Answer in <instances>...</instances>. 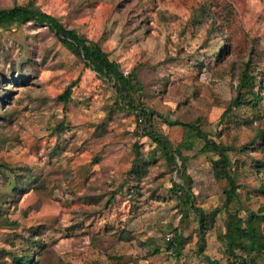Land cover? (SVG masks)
Instances as JSON below:
<instances>
[{
  "label": "rangeland",
  "instance_id": "374dc122",
  "mask_svg": "<svg viewBox=\"0 0 264 264\" xmlns=\"http://www.w3.org/2000/svg\"><path fill=\"white\" fill-rule=\"evenodd\" d=\"M29 1L100 41L126 73L136 71L139 98L156 112L154 128L188 156L186 174L206 213L225 201L226 181L213 169L217 155L202 152L201 141L187 139L167 118L203 116L211 137L237 147L232 157L242 187L232 210L264 217V0H0V7ZM25 60L23 75L10 71ZM249 60L256 81L242 91L263 98L256 108L242 104L220 129ZM0 72V163L37 177L2 203L0 264H14L12 253H35L37 264H230L228 211L201 232L197 215L185 214L170 189L181 177L139 129L140 109L121 108L112 83L47 26L0 28ZM136 144L140 176L129 174ZM176 227L179 254L167 248ZM257 228L264 236V219ZM249 257L264 264V248Z\"/></svg>",
  "mask_w": 264,
  "mask_h": 264
},
{
  "label": "trees",
  "instance_id": "16d2710c",
  "mask_svg": "<svg viewBox=\"0 0 264 264\" xmlns=\"http://www.w3.org/2000/svg\"><path fill=\"white\" fill-rule=\"evenodd\" d=\"M33 22L37 25L47 26L51 32L73 53L77 54L84 61L87 67H90L101 77L112 83L115 92L122 101L121 108H130L132 110H139L144 115L145 120L139 117V125L143 130L144 135H147L156 144V148L159 153L164 157L168 170L177 171L181 177L180 181L175 178L171 179L170 189L176 196L177 200L183 205V212L188 214L193 211L198 218L201 232H205L208 226H211L216 220L217 214L225 208L227 218L225 220L226 226V252L228 259L235 264L237 261L239 264H253V261L249 257V251L256 248H264V236L257 232V226L263 220L259 212L250 211L247 218H244L238 212L239 210H232L235 201L239 200V189L242 184L239 182L236 169V161L233 160L232 153L237 147L231 143H227L224 140H216L210 136V130L206 126L205 118L198 116L193 120H171L165 119L170 125H181L186 131V138L189 140H199L202 145L200 150L205 153H212L217 155L216 159L212 161L215 177L218 180H225L226 186L224 187L225 201L223 207H215L212 212L206 213L204 209L197 204L196 196L192 188V179L186 174V163L188 156H186L180 146L175 145L168 135L158 131L154 128L152 117L154 110L144 107V103L139 98V95L143 89L142 82L138 77L136 71L126 73L121 63L113 59L109 52H107L101 45L100 41L91 39L81 34L76 28L66 26L61 19L49 13L38 5L34 1L27 3L15 2L12 6L0 7V28H13L20 26L23 23ZM227 46V45H226ZM228 50L225 49L224 53ZM223 52L220 57L223 56ZM25 62L19 63V65L13 64L10 71L13 72L17 68H20V75H23V67ZM251 61H247L244 67L240 71V82L237 87V94L233 97L226 109L222 114L219 124L226 123V118L230 116L235 110H237L242 104H251L256 108L258 106L255 100H261L262 95L255 90L251 91L253 97L246 98L243 93V88L250 87L256 81V75L251 72ZM1 73V72H0ZM1 75V74H0ZM18 76V77H19ZM22 79V78H17ZM24 82V80H22ZM20 83L18 81L16 84ZM4 89V88H3ZM6 89V88H5ZM263 89V88H262ZM70 94L68 88L66 93L62 96L66 98ZM255 96V97H254ZM9 95H3V98H7ZM139 113V115L141 114ZM231 113V114H230ZM264 136V131L261 132ZM136 157L133 160L132 168L129 170V174L135 173L139 176L143 173V165L141 164L142 152L140 146H135ZM23 172L18 170L17 167H12L6 162L0 163V174H3L5 190H0V214L2 211V203L8 200L10 196H18L21 191L28 189L29 184L35 176L29 168H22ZM37 178V177H36ZM174 236L170 237L167 241V248L173 249L179 254L183 247L182 234L178 231V228H172ZM40 245V246H39ZM37 247L41 248V244ZM241 248L242 251H248L247 256L242 257L236 254V249ZM6 251H4V256ZM11 253V251H8ZM14 264H37L39 257H35V253H26L19 255L12 253ZM234 258V259H233ZM233 259V260H232ZM218 263V262H217ZM219 264V263H218Z\"/></svg>",
  "mask_w": 264,
  "mask_h": 264
},
{
  "label": "built area",
  "instance_id": "2783aa9c",
  "mask_svg": "<svg viewBox=\"0 0 264 264\" xmlns=\"http://www.w3.org/2000/svg\"><path fill=\"white\" fill-rule=\"evenodd\" d=\"M170 237H172V236L168 235V239H170ZM171 250L174 252L173 249H171ZM235 264H239V262L237 261Z\"/></svg>",
  "mask_w": 264,
  "mask_h": 264
}]
</instances>
